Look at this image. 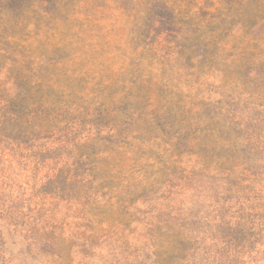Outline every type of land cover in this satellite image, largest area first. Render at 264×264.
Masks as SVG:
<instances>
[{"label":"rangeland","instance_id":"rangeland-1","mask_svg":"<svg viewBox=\"0 0 264 264\" xmlns=\"http://www.w3.org/2000/svg\"><path fill=\"white\" fill-rule=\"evenodd\" d=\"M10 1L0 264H264V0Z\"/></svg>","mask_w":264,"mask_h":264},{"label":"trees","instance_id":"trees-1","mask_svg":"<svg viewBox=\"0 0 264 264\" xmlns=\"http://www.w3.org/2000/svg\"><path fill=\"white\" fill-rule=\"evenodd\" d=\"M21 4V0H11L10 1V7H14V10L17 8V5ZM253 83L257 86V89L255 92L252 91V94H250V98L256 96L258 101H261L264 99V63L263 66L258 69L257 71H254V76L251 78ZM259 112V111H258ZM262 115V113H258ZM260 120H256V123L258 124ZM257 124H254L257 126ZM210 151V150H207Z\"/></svg>","mask_w":264,"mask_h":264}]
</instances>
